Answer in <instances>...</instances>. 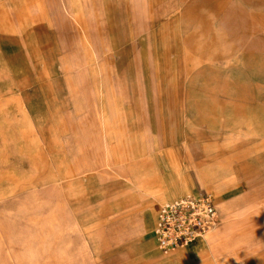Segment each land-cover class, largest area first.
Listing matches in <instances>:
<instances>
[{
	"label": "rangeland",
	"instance_id": "374dc122",
	"mask_svg": "<svg viewBox=\"0 0 264 264\" xmlns=\"http://www.w3.org/2000/svg\"><path fill=\"white\" fill-rule=\"evenodd\" d=\"M201 190L227 239L161 253ZM0 264H264V0H0Z\"/></svg>",
	"mask_w": 264,
	"mask_h": 264
},
{
	"label": "built area",
	"instance_id": "2783aa9c",
	"mask_svg": "<svg viewBox=\"0 0 264 264\" xmlns=\"http://www.w3.org/2000/svg\"><path fill=\"white\" fill-rule=\"evenodd\" d=\"M218 218L215 199L207 190L164 203L158 209L153 229L156 246L166 255L186 247L213 229Z\"/></svg>",
	"mask_w": 264,
	"mask_h": 264
},
{
	"label": "crops",
	"instance_id": "0c3cea01",
	"mask_svg": "<svg viewBox=\"0 0 264 264\" xmlns=\"http://www.w3.org/2000/svg\"><path fill=\"white\" fill-rule=\"evenodd\" d=\"M199 175L202 176L204 174L201 173ZM209 179L211 180V182L213 181V183H215L214 186L216 187V189L219 190L220 186H222L220 181L216 178H213V177H211ZM174 193H175L174 191L169 189V190L164 192L163 196H164V198H170ZM156 217H157V215L154 216V224L156 223ZM228 229H230V228L226 227V225H225L223 230H220L219 232H215V233L212 232L213 234L211 232H209L208 235L203 239V240H206V244H207L206 247L213 248L214 245L216 244V241L227 239ZM151 235H153V232H151ZM203 240H201V241H203ZM198 243L196 245L187 246V249L185 251L186 257H188L192 262H196L202 255L197 249Z\"/></svg>",
	"mask_w": 264,
	"mask_h": 264
},
{
	"label": "bare ground",
	"instance_id": "6f19581e",
	"mask_svg": "<svg viewBox=\"0 0 264 264\" xmlns=\"http://www.w3.org/2000/svg\"><path fill=\"white\" fill-rule=\"evenodd\" d=\"M156 219H157V217H156ZM209 232H212V229L209 230L203 237H201V238H195V239L191 240L187 246L196 245L198 242H200L201 240H203L208 235Z\"/></svg>",
	"mask_w": 264,
	"mask_h": 264
}]
</instances>
